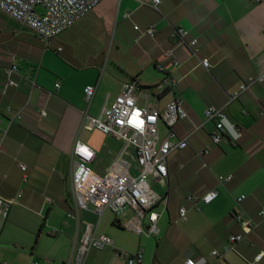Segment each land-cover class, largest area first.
I'll return each mask as SVG.
<instances>
[{"label": "crops", "instance_id": "obj_1", "mask_svg": "<svg viewBox=\"0 0 264 264\" xmlns=\"http://www.w3.org/2000/svg\"><path fill=\"white\" fill-rule=\"evenodd\" d=\"M150 26L154 38L144 35ZM177 28L187 31L186 43L197 40L198 59L177 45ZM168 49H174L176 68L163 59ZM13 56L17 86L4 91ZM199 59H208L211 69ZM262 73L264 3L253 0H161L157 9L140 0H102L47 49L31 30L0 11V197L15 202L0 233V264H76L73 245L87 225L113 244L90 248L83 264H126L138 251L142 264H184L186 259L264 264V256L255 260L264 253L259 217L264 210V84L229 102L241 84ZM164 79V91L156 94L154 87ZM132 82L139 88V106H144L140 95L148 92L159 111L179 98L188 115L173 128L178 138H188V146L168 157L166 186L151 180L167 199L156 234L147 233L146 219L140 235L125 229L130 210L119 215L106 210L99 218L92 210L76 214L72 201L74 144L94 151L89 168L101 177L124 147L113 135L84 129V111L96 118ZM87 85L96 86L88 107ZM210 106L222 109L237 126L235 143L211 142L213 124L203 120ZM20 111L22 120L9 125ZM201 124L203 129L193 132ZM160 131L163 136L165 128ZM219 177L232 180L220 184ZM212 190L217 198L203 205L199 198ZM241 196L245 199L238 203ZM181 208L187 210L185 219L179 217ZM236 214L257 227L228 250V239L243 234ZM213 251L222 255L218 262Z\"/></svg>", "mask_w": 264, "mask_h": 264}, {"label": "built area", "instance_id": "obj_2", "mask_svg": "<svg viewBox=\"0 0 264 264\" xmlns=\"http://www.w3.org/2000/svg\"><path fill=\"white\" fill-rule=\"evenodd\" d=\"M101 1L0 0V11L31 30L47 49L52 40L90 13ZM253 1L264 3V0ZM160 2L161 0H140L141 5H150L154 9H157ZM134 30H139V27L135 26ZM155 34L156 31L152 26L144 30V35L150 38H154ZM187 34V31L182 28L175 30L174 36L177 37V45L187 47L191 55L198 59L197 40L186 43L185 37ZM163 59L165 62L171 63L173 68L179 65L174 49L165 51ZM15 61L16 58L13 56L11 66L5 70L4 91L9 87L17 86L12 79L18 71ZM199 62L207 71L212 67L208 59H199ZM158 70H163V64L160 67L158 66ZM167 82L168 80L164 79L163 82L154 87L156 94L164 91ZM255 84H264V73L249 78L247 82L241 84L239 89L229 96V102L236 100ZM55 87L59 88V84H56ZM138 89L135 82L127 83L112 103H106L103 106L96 118L88 116L87 112L84 111V129L98 130L105 135H113L124 143V147L115 158L108 172L101 177L89 168V164L94 160V151L88 146L76 142L72 149L71 193L76 214L80 210H92L100 218L106 210L115 215L130 210L132 214L124 226L125 229L140 235L143 233L144 220L146 219L147 233L156 234V223L166 208L167 199L154 190L152 181L162 187L166 186L168 157L188 146V138L180 139L173 131L174 126L179 121L187 119L188 115L183 107V102L179 98H174L163 111H159L151 103L150 98L152 95L148 92L140 95L143 98L144 106H139ZM95 91V85L84 87L83 96L86 107L91 103ZM40 116L44 117L46 113L41 112ZM20 120H22V111L16 113L9 120V125ZM203 120L204 124H213L210 140L216 146L223 141L235 143L240 138V131L237 126L228 120L222 109L214 106L207 107L203 111ZM204 124L194 127L193 132L202 130ZM161 126L165 128L163 136L160 131ZM19 168L23 172L26 171L24 165L19 164ZM133 168L135 169L134 173H132ZM231 180L232 177L218 178L220 184ZM217 195L214 190L208 191L199 200L203 205H208L217 198ZM194 199L198 198L188 196V200ZM244 199L245 196H241L237 199V202L240 203ZM13 204H15L14 201L0 197V233ZM186 214L187 210L185 208L179 210L180 219H185ZM259 217L264 220V210L259 212ZM235 218L240 223L243 234L231 236L228 239V250H234L235 244L242 241L245 234L250 233L253 228L257 227L249 221H243L238 214ZM112 244L113 242L108 236L93 233L90 226L87 225L84 233L73 245L72 255L75 263L83 264L90 248L103 249L105 246H112ZM262 256H264V253L258 254L255 260L259 261ZM212 257L218 262L221 260L222 255L213 251ZM142 260V252L138 251L126 258V264H142ZM184 264L207 263L203 259L199 261L186 259Z\"/></svg>", "mask_w": 264, "mask_h": 264}, {"label": "rangeland", "instance_id": "obj_3", "mask_svg": "<svg viewBox=\"0 0 264 264\" xmlns=\"http://www.w3.org/2000/svg\"><path fill=\"white\" fill-rule=\"evenodd\" d=\"M155 189V188H154ZM115 215V214H114Z\"/></svg>", "mask_w": 264, "mask_h": 264}, {"label": "snow or ice", "instance_id": "obj_4", "mask_svg": "<svg viewBox=\"0 0 264 264\" xmlns=\"http://www.w3.org/2000/svg\"><path fill=\"white\" fill-rule=\"evenodd\" d=\"M86 151V150H85Z\"/></svg>", "mask_w": 264, "mask_h": 264}]
</instances>
